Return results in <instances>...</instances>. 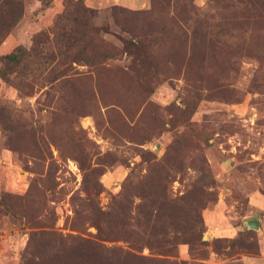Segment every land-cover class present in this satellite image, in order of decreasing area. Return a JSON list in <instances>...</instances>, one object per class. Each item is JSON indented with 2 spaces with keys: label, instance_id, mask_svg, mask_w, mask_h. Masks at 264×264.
I'll return each instance as SVG.
<instances>
[{
  "label": "rangeland",
  "instance_id": "obj_1",
  "mask_svg": "<svg viewBox=\"0 0 264 264\" xmlns=\"http://www.w3.org/2000/svg\"><path fill=\"white\" fill-rule=\"evenodd\" d=\"M4 70L0 264H264V0H23Z\"/></svg>",
  "mask_w": 264,
  "mask_h": 264
},
{
  "label": "trees",
  "instance_id": "obj_2",
  "mask_svg": "<svg viewBox=\"0 0 264 264\" xmlns=\"http://www.w3.org/2000/svg\"><path fill=\"white\" fill-rule=\"evenodd\" d=\"M22 3L23 0H0V44L4 40V38L8 35L11 28L18 22L21 12H22ZM32 52H26L23 50L21 46L15 47L9 54L4 55L2 57V66L8 71H13L15 68L21 67L25 62H30V58L39 60L37 54H31ZM45 59V58H44ZM32 62V61H31ZM38 64V63H37ZM0 71V80L4 83H7L8 77L5 71ZM8 71V72H9ZM148 206L154 209V204L148 203ZM186 231L183 230L182 235L184 239H182V243H190L194 244L197 241H200V236L193 237L188 235L185 236ZM167 244H171L172 242H166ZM171 247H168L169 249Z\"/></svg>",
  "mask_w": 264,
  "mask_h": 264
},
{
  "label": "water",
  "instance_id": "obj_3",
  "mask_svg": "<svg viewBox=\"0 0 264 264\" xmlns=\"http://www.w3.org/2000/svg\"><path fill=\"white\" fill-rule=\"evenodd\" d=\"M245 225L247 226V228L257 229V222L256 221H247L245 223Z\"/></svg>",
  "mask_w": 264,
  "mask_h": 264
},
{
  "label": "crops",
  "instance_id": "obj_4",
  "mask_svg": "<svg viewBox=\"0 0 264 264\" xmlns=\"http://www.w3.org/2000/svg\"><path fill=\"white\" fill-rule=\"evenodd\" d=\"M118 1V0H117Z\"/></svg>",
  "mask_w": 264,
  "mask_h": 264
}]
</instances>
